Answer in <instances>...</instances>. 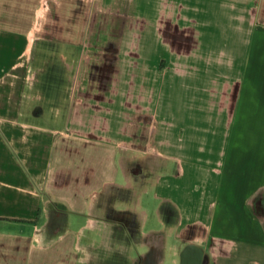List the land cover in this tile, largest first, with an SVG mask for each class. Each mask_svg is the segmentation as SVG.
<instances>
[{
    "label": "crops",
    "instance_id": "1",
    "mask_svg": "<svg viewBox=\"0 0 264 264\" xmlns=\"http://www.w3.org/2000/svg\"><path fill=\"white\" fill-rule=\"evenodd\" d=\"M96 1L0 0V264H264V0H100L125 76L32 75Z\"/></svg>",
    "mask_w": 264,
    "mask_h": 264
},
{
    "label": "rangeland",
    "instance_id": "2",
    "mask_svg": "<svg viewBox=\"0 0 264 264\" xmlns=\"http://www.w3.org/2000/svg\"><path fill=\"white\" fill-rule=\"evenodd\" d=\"M90 11L93 12L94 19L90 21V35L88 37V43H87L90 49L88 52H83L84 57L83 58L80 57L82 53L74 52L73 57L71 59L72 64L67 65L65 64L64 58L61 55V53L41 51L38 53L40 55V58L38 60L41 61L40 66H42V68L39 69L38 72L36 71L31 73L32 75L34 76L46 75L44 74L46 73L44 72V69L46 68V70H49V68H47L49 65L59 66V68H62L60 69L61 70L60 73L63 76L69 78L72 77L74 90L75 87L79 85L78 78L81 77L83 79H85L86 76L91 77L93 75L94 76L106 75L108 77H113L115 75V76L123 77L125 73L120 75L118 66L116 65V63L114 64V62L112 61L115 57H117L118 51L115 52L107 51L104 48V46L115 49L118 48L122 37L120 35V32H122L125 26H127L126 23L128 22L127 16L129 14V5L128 3L124 4L121 1H116L114 3L105 5L100 3V0H97L96 3L90 4ZM48 22H49L48 20L40 21L37 27L42 28L40 30L42 35H37L35 38L31 36L30 37L31 45L33 44V42L40 43L41 45L53 44L59 42L60 37L44 34L47 32ZM96 26L101 27L98 30V33L101 30L102 33L104 32L102 35L101 34L92 35L93 32L95 31ZM76 38L79 39L80 37H76ZM100 44H103V46L99 47ZM97 47H99L100 49H97ZM26 55L31 62L34 56L33 50L29 49ZM110 86L113 87L112 84ZM128 86H129L128 84L121 83V85L118 86L120 88L119 93L121 95L127 94L129 92ZM126 154H129V149H126ZM146 165L147 164L144 165L141 164L140 162L134 163L132 165L131 164L129 165L128 163L129 166L128 169L136 170L137 168H139V166L143 167ZM145 263L151 264L150 261H145Z\"/></svg>",
    "mask_w": 264,
    "mask_h": 264
},
{
    "label": "water",
    "instance_id": "3",
    "mask_svg": "<svg viewBox=\"0 0 264 264\" xmlns=\"http://www.w3.org/2000/svg\"><path fill=\"white\" fill-rule=\"evenodd\" d=\"M193 247H186L181 256V264H189L192 260L190 259V251Z\"/></svg>",
    "mask_w": 264,
    "mask_h": 264
},
{
    "label": "flooded vegetation",
    "instance_id": "4",
    "mask_svg": "<svg viewBox=\"0 0 264 264\" xmlns=\"http://www.w3.org/2000/svg\"><path fill=\"white\" fill-rule=\"evenodd\" d=\"M189 264H196V262L195 261H191Z\"/></svg>",
    "mask_w": 264,
    "mask_h": 264
}]
</instances>
